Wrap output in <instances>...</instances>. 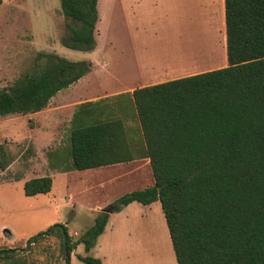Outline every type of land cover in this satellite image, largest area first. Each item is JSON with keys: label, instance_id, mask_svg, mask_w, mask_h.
Here are the masks:
<instances>
[{"label": "trees", "instance_id": "obj_1", "mask_svg": "<svg viewBox=\"0 0 264 264\" xmlns=\"http://www.w3.org/2000/svg\"><path fill=\"white\" fill-rule=\"evenodd\" d=\"M97 2L59 0L64 47L94 49ZM224 21L226 67L128 96L142 149L130 145L121 119L97 114L96 103L78 105L71 120L69 170L132 162L134 151L149 159L154 184L110 205L118 212L132 202L158 201L176 264H264V0H224ZM89 71L86 61L38 54L28 72L0 89V117L41 112ZM7 166L0 156V170ZM51 186L49 176L32 178L23 193L46 194ZM108 217L100 212L76 241L67 234L65 264L78 245L85 253L94 247ZM54 232L62 252V235ZM37 241L26 252L0 256V264H35L29 255ZM76 258L101 264L90 256Z\"/></svg>", "mask_w": 264, "mask_h": 264}, {"label": "rangeland", "instance_id": "obj_2", "mask_svg": "<svg viewBox=\"0 0 264 264\" xmlns=\"http://www.w3.org/2000/svg\"><path fill=\"white\" fill-rule=\"evenodd\" d=\"M118 3L120 0H98L97 6L99 21L96 41L99 47L96 57L99 61L108 58L109 62L104 72L96 68L94 73L106 77L105 83L102 78L98 86H89L86 92L84 83H79L75 94L74 87L62 92L38 114L26 118L16 116L0 119V156L8 163L5 170H0V250L23 249L31 237L57 225L64 226L71 240L76 241L93 225V207L103 209L122 195L142 190L154 183L150 168L141 159L116 167L69 170L71 119L77 105L84 100L76 98L93 92L99 95L104 90H114L118 84L110 77L127 76L133 70L122 53L124 49L128 51L131 38L130 30L126 27L127 15ZM190 5L194 18L207 16L204 0H187L186 23L189 24ZM155 10L153 5L147 26L144 27L146 31L163 25V16ZM139 14L143 15V11ZM65 23L59 0H2L0 89L10 86L28 72L40 53H55L70 61H85L88 58V52L71 50L62 45L66 38ZM213 46L211 50L215 52L217 46ZM192 61L189 60L191 64ZM213 63L214 58L211 65ZM73 94L74 100H71ZM102 103L111 106L98 105L97 114L101 111L106 116L123 120L129 141L140 144L142 134L129 98H109ZM92 114L94 118L96 114ZM43 176L52 179L50 192L25 196L24 183ZM57 235L53 231L38 239L29 255L30 261L35 264H61ZM140 251L139 248L134 251L137 264L141 258L138 256ZM77 255L97 258L91 250L85 253L81 244L71 253L70 264H83L76 258ZM155 255L157 259H162L161 248ZM149 259L143 253V261ZM162 264L167 263L162 261Z\"/></svg>", "mask_w": 264, "mask_h": 264}, {"label": "crops", "instance_id": "obj_3", "mask_svg": "<svg viewBox=\"0 0 264 264\" xmlns=\"http://www.w3.org/2000/svg\"><path fill=\"white\" fill-rule=\"evenodd\" d=\"M118 4H120L122 11L127 15L126 27L130 30L129 36L131 38L128 51L124 49L122 53L124 54L126 62L132 66L133 70L128 73L127 76L110 77V79L118 84L114 90H104L102 94H99L100 96L93 92L89 95L76 98L84 99L78 105L96 103L99 106L108 105L110 107L111 104H101V102L109 98L128 97L133 90L138 88L156 85L227 66L224 0H204L206 17L196 16L194 18L192 15V6L190 5L189 24L186 23L187 0H120ZM153 5H155L157 10H155V12L163 16V25L161 24L155 28L151 27L149 31H146L147 29H144V27L147 26L146 22L149 20L148 17ZM140 11H143V15L139 14ZM136 12L137 15H135ZM204 23L209 24V28L205 27ZM204 28L208 29L205 30ZM168 29L170 30L169 32L167 31ZM204 31L211 32L212 38L210 41L201 33ZM94 36L95 47L92 51L88 52V58L85 59L90 65V71L75 84L60 91L55 96H59L62 92L73 87L75 94L78 90L76 86L79 85V83H84L86 92L89 86H98V84L102 82V78L104 81L103 83L107 81L106 77L94 73L96 68H101V71L104 72L109 62L108 58L104 61H99L96 57L99 47L96 41V30ZM154 38H156L155 41ZM213 38H215V40H213ZM213 45H215V47L217 46L215 52L211 50V46ZM207 51H210L207 55L212 59L214 58V63L211 66L196 68L193 63L192 65L191 62H189V60L195 61L197 56V58L200 56L202 57ZM212 59H210L211 62ZM74 94L70 98L71 100H74L72 99ZM55 96L51 100H54ZM38 113L10 115L4 118H14L16 116L26 118L27 116H33ZM1 118L2 117H0V119ZM123 125L126 130L124 122ZM129 143L132 147L138 146L140 149L143 148V140L138 145L130 141ZM133 155L134 160L128 162V164L141 159L145 162L146 167L150 168L148 158H139L143 156H139L135 151ZM125 164L126 163L105 167H116ZM153 184L154 183L150 186ZM92 209L94 218L102 210V208L97 206ZM136 242L139 243V245L136 246ZM137 248L141 249L138 254V256L141 257L139 264H155L157 261L159 264H162V261L166 262L168 256L172 264H176L169 232L158 201L150 205L132 202L123 207L120 211L110 213L104 231L96 239L95 245L91 251L94 252L96 257L101 261V264H137L135 263L134 252ZM160 248L162 259L160 257V259H157L155 253ZM143 253L150 258L149 261H143Z\"/></svg>", "mask_w": 264, "mask_h": 264}, {"label": "water", "instance_id": "obj_4", "mask_svg": "<svg viewBox=\"0 0 264 264\" xmlns=\"http://www.w3.org/2000/svg\"><path fill=\"white\" fill-rule=\"evenodd\" d=\"M113 211V207L111 205L106 206L105 208H103L101 210L102 213H107L110 214ZM60 231L61 235H62V252H61V264H65V260H66V256H67V233L64 229V226H54L51 229H49L48 231L38 234L34 237H31L25 247L23 249H6V250H0V256H5V255H12V254H16V253H22V252H26L28 251V249L30 248V246H32L35 241H37L38 239H41L43 237L48 236L50 233H52L53 231Z\"/></svg>", "mask_w": 264, "mask_h": 264}, {"label": "bare ground", "instance_id": "obj_5", "mask_svg": "<svg viewBox=\"0 0 264 264\" xmlns=\"http://www.w3.org/2000/svg\"><path fill=\"white\" fill-rule=\"evenodd\" d=\"M205 22V21H204ZM205 24V27H208L209 28V24L207 23H204ZM204 26V25H203ZM202 26V27H203ZM196 28V27H195ZM198 28V26H197ZM207 28V29H208ZM202 29V28H201ZM205 29V28H204ZM205 29V30H207ZM203 33V35H205V37L210 41L211 38H212V34L210 31H204V32H201ZM210 51H207V53H204L203 56L199 57L198 59H195V61H193L192 63L196 66V68H199V67H204V66H211V61H210V56L207 55ZM195 62V63H194ZM192 64V65H193ZM137 245H139V243H137ZM165 260V259H164ZM166 263L167 264H172V261L171 259L168 257L167 260H166Z\"/></svg>", "mask_w": 264, "mask_h": 264}]
</instances>
